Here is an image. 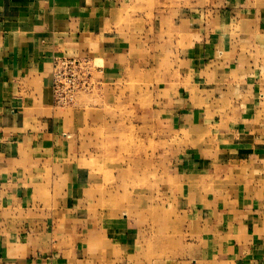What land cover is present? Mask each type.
Instances as JSON below:
<instances>
[{"label": "rangeland", "instance_id": "rangeland-1", "mask_svg": "<svg viewBox=\"0 0 264 264\" xmlns=\"http://www.w3.org/2000/svg\"><path fill=\"white\" fill-rule=\"evenodd\" d=\"M111 32L126 34L111 61L52 63L65 142L46 168L63 176L28 204L48 223L73 209L57 234L81 260L264 264V0H131ZM107 229L135 241L80 243Z\"/></svg>", "mask_w": 264, "mask_h": 264}, {"label": "crops", "instance_id": "crops-1", "mask_svg": "<svg viewBox=\"0 0 264 264\" xmlns=\"http://www.w3.org/2000/svg\"><path fill=\"white\" fill-rule=\"evenodd\" d=\"M130 3L131 0H0V264H114L112 252L101 255L97 248L81 260L76 256L80 251L76 237L70 244L71 253L63 248V235L70 233L60 232V239L57 231L68 229L69 224L63 221L65 213H70L67 211H71L76 223L72 208H54L56 220L48 223L41 219L48 209H32L28 203L35 188L47 195L48 186L56 187L63 176L48 174L46 168L58 164L56 151L65 142L50 89L54 59L88 55L103 63L111 61L113 54L125 49L126 34L118 38L107 30L111 31L112 22ZM56 133L61 136L57 138ZM75 186L72 184V189ZM61 189L63 194L64 183ZM37 215L40 219L34 221ZM250 225V230L254 229L255 223ZM129 231L121 229L113 237L110 229L100 233L94 230L87 242L80 243L88 247L108 244L122 250L135 241ZM234 258L235 263L239 262V255Z\"/></svg>", "mask_w": 264, "mask_h": 264}, {"label": "bare ground", "instance_id": "bare-ground-1", "mask_svg": "<svg viewBox=\"0 0 264 264\" xmlns=\"http://www.w3.org/2000/svg\"><path fill=\"white\" fill-rule=\"evenodd\" d=\"M147 183V182H146Z\"/></svg>", "mask_w": 264, "mask_h": 264}]
</instances>
